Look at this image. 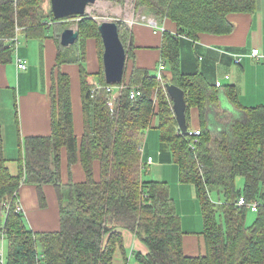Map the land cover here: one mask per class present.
Masks as SVG:
<instances>
[{
  "label": "trees",
  "instance_id": "1",
  "mask_svg": "<svg viewBox=\"0 0 264 264\" xmlns=\"http://www.w3.org/2000/svg\"><path fill=\"white\" fill-rule=\"evenodd\" d=\"M39 1L0 0V63L12 59L5 38H12L16 27L24 29L46 17L36 9ZM257 1L136 0V8H146L161 22L173 21L175 32L197 39L201 33L231 32L234 26L228 15L252 12ZM80 17L78 43L83 47L86 36L97 38L102 57L98 24L88 15ZM121 22H117L120 37L131 57L130 40L126 45ZM163 35L162 58L172 75L170 80L163 72V78L185 92L188 134L180 131L173 100L166 87L160 89L157 75L137 66L128 78L124 75L123 82L142 83L138 97L131 99L123 93L111 112L105 89L92 92L89 72L81 65L85 125L81 140L73 127L71 80L59 73L53 86V133L28 140V152L16 174L7 165L0 121V206L4 211L0 241H7V248L0 247L7 264H114L118 249L128 256L120 228L133 231L146 245L147 253L131 252L140 264H264V104L243 106L235 85L218 87L200 71L183 72L180 37L168 30ZM106 83L105 79L102 84ZM223 101L226 107L221 109ZM192 107L200 111L198 136L190 134ZM152 127L160 129L162 141L170 145L180 180L195 186L204 219V255L185 254V232L168 183L143 180L147 165H142L138 148ZM63 146L70 164L81 162L86 179L67 184L59 230L37 232L16 211L17 195L23 183L60 184ZM240 176L245 179L243 189L237 185ZM241 195L248 202H260L252 211L256 213L253 224L246 220L249 207L237 204ZM39 198L43 202L41 191Z\"/></svg>",
  "mask_w": 264,
  "mask_h": 264
},
{
  "label": "crops",
  "instance_id": "2",
  "mask_svg": "<svg viewBox=\"0 0 264 264\" xmlns=\"http://www.w3.org/2000/svg\"><path fill=\"white\" fill-rule=\"evenodd\" d=\"M50 7L45 10L46 17L37 22H30L25 27H16L12 38L6 39V47L12 50V59L8 63H0V104L5 97L8 105L12 97V113L7 119L2 114L0 105V121L4 138V154L9 159H17L18 173L22 159L27 154V142L30 138L46 137L53 133V86L58 80V74L63 73L71 80V102L73 127L79 140L85 132L84 99L82 91L81 65L89 72V83L102 84L103 55L100 56L97 38L87 37L82 45L78 40L73 44H61V35L66 28L62 22L65 18H56L49 0ZM78 16V15H77ZM234 28L226 34L201 33L197 39L188 36L180 37L181 69L186 73L200 71L210 84L222 80L224 86L235 85L243 106L264 104V0H258L256 9L252 12H235L228 15ZM161 22V21H160ZM168 31H177V25L164 19L162 22ZM99 25V23H98ZM80 31L77 29H74ZM100 32V31H99ZM24 39L23 42L21 40ZM164 35L155 32L146 24L139 23L131 28V57L127 58L125 79L131 74L134 66L150 70L157 75L158 64L162 58ZM259 49L262 56L254 57L252 52ZM104 52V51H103ZM241 55L240 64L234 59ZM27 61V68H18V60ZM153 70H155L153 72ZM171 80V71L167 65L164 71ZM223 75V78L219 76ZM229 75V79L226 78ZM16 83L17 87H14ZM13 90V93H12ZM11 92V93H9ZM226 107L223 101L221 109ZM200 127V111L191 108V128ZM9 143L8 147L6 146ZM9 150L10 155L7 151ZM153 157L151 167L152 178L155 181L166 182L171 196L175 200L176 209L181 217L183 249L188 256L204 255L206 241L202 234L204 219L194 184L180 180V168L174 162L170 145L162 141L156 132L149 135L143 159ZM96 176L99 175V165L96 164ZM86 179L84 168L80 161L71 163L65 146L61 150V182L45 183L38 187L35 183H23L20 188V201L23 206L22 215L27 224L37 232L57 231L60 228L61 202L65 201L72 181L81 182ZM244 179V178H243ZM242 189L245 185L244 181ZM44 195L40 202L39 193ZM4 211L0 206V223L4 220ZM124 238L128 256L122 253L120 264H140L129 262L132 251L139 249L147 253V247L137 235L128 229H119ZM5 241L1 238L0 246Z\"/></svg>",
  "mask_w": 264,
  "mask_h": 264
},
{
  "label": "water",
  "instance_id": "3",
  "mask_svg": "<svg viewBox=\"0 0 264 264\" xmlns=\"http://www.w3.org/2000/svg\"><path fill=\"white\" fill-rule=\"evenodd\" d=\"M98 0H51L52 10L56 18H65L71 15H84L87 7ZM103 45L104 74L107 83H121L124 80L127 52L121 40L119 25L116 21H102L98 25ZM79 32L66 28L61 35V44L68 46L79 38ZM166 90L173 100V110L180 131L188 134L186 118L187 102L185 92L171 82L166 83Z\"/></svg>",
  "mask_w": 264,
  "mask_h": 264
},
{
  "label": "rangeland",
  "instance_id": "4",
  "mask_svg": "<svg viewBox=\"0 0 264 264\" xmlns=\"http://www.w3.org/2000/svg\"><path fill=\"white\" fill-rule=\"evenodd\" d=\"M50 7L49 4V0H41V2L39 1V4L37 5L36 9L39 11V13L44 14L45 10ZM135 11H143L146 14L149 15H153L156 17V15L150 11H148L146 8L144 9V7L141 8H136V0H98L93 4H90L87 7V11L85 13V15H88L89 17H92L93 20L98 24L101 23L102 21L108 20V21H122L121 23L123 24L124 27H122V35H123V39L126 45H129V40H130V36H131V28L128 23L126 22V19H128V17L130 15H132V13ZM158 18V17H157ZM81 17L80 15H74L68 18H65V20H63V25L64 27H73L74 29H78L79 30V22L81 21ZM129 32V34H128ZM24 39L21 40V42H23ZM169 66V65H168ZM155 70H153L154 72ZM220 77L223 78L222 74H219ZM160 81V89L164 86L165 87V81L167 82V80L165 78H163L162 80H158ZM131 85H135L137 86L138 90H141V84H131ZM14 87H17L16 83H14ZM11 93V92H9ZM13 93V90H12ZM159 93V87L158 89L155 90V94L158 95ZM1 108H2V114L4 116L5 119H7V117L9 116V111L12 113V97H9V101H8V105H7V101L5 97H1ZM157 98V96L155 97ZM158 133L160 136V129L156 128V127H152L150 130H148L146 138H145V144L147 143V139L151 134L154 133ZM9 143L7 142L6 146L8 147ZM8 155H10L9 150L7 151ZM7 165H9V167L11 168L12 172H16L17 171V159H9L7 161ZM151 167H147L144 169L143 171V180H154L152 178V174H151ZM241 181H244L243 177H238L237 179V185L239 188L243 187V184L241 183ZM262 190H264V187L261 188ZM212 197L214 198V200H217V193L215 191L212 192ZM256 219V213L252 212V211H248L247 213V224H253L254 221ZM142 242V241H141ZM143 243V242H142ZM144 244V243H143ZM145 245V244H144ZM146 246V245H145ZM4 247L7 248V241L4 243ZM126 251H128V249L126 248ZM136 254L141 253L144 254L143 252H141L139 249H136ZM136 254L135 256L131 257L129 262H136ZM123 257H122V253L121 251L118 249L115 253V258H114V264H120V262L122 261Z\"/></svg>",
  "mask_w": 264,
  "mask_h": 264
},
{
  "label": "built area",
  "instance_id": "5",
  "mask_svg": "<svg viewBox=\"0 0 264 264\" xmlns=\"http://www.w3.org/2000/svg\"><path fill=\"white\" fill-rule=\"evenodd\" d=\"M126 22L128 23V25L130 27L135 26L136 24L139 23H143L148 25L149 27L153 28L155 32H161L164 34V32H166L168 29L166 28V26L158 20L157 17L153 16V15H149L144 13L143 11H135L132 13V15H130L128 17V19H126ZM175 36H186L185 34H178L177 32H172ZM252 55L254 57H259L262 56L261 52L259 49H254L252 52ZM242 60L241 55H237L234 59V62L236 64H240ZM167 64L165 62V60L163 58L160 59L159 64H158V72H157V79L158 80H162L163 79V72L164 70H166ZM18 68L20 69H26L27 68V61L19 59L18 60ZM229 75H226V78L229 79ZM216 86L218 87H222L224 86V83L222 80H217L216 81ZM166 85V83H165ZM99 89H105V92L108 94V99H107V105L110 108L111 112H114L119 98L123 93H128L129 97L131 99H135L138 97L139 95V91L137 89V86L135 85H131L125 82H121V83H106V84H93L92 85V92H95L96 90ZM191 135L194 136H198L200 135V130L199 129H194L192 131H190ZM197 141V139L195 140ZM192 147H194V145L192 144ZM139 152L141 154V160H142V165L146 166L148 164H152L153 162V157L152 156H148L146 158V160L143 159V154H144V150H145V141L139 146ZM26 179V175H24L22 182L25 181ZM237 204L239 206H247L249 207V209L251 211H256L260 202L258 200H254L252 202H248L246 197L244 195H241L238 200H237ZM7 208H9V205H7ZM16 211L22 213L23 212V206L22 203L19 199V196L17 195V202H16ZM0 264H7L6 263V253L3 247H0Z\"/></svg>",
  "mask_w": 264,
  "mask_h": 264
}]
</instances>
